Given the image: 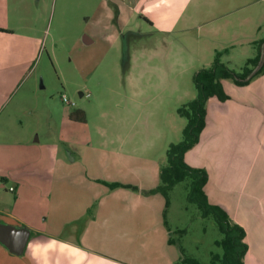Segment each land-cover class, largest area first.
Returning <instances> with one entry per match:
<instances>
[{
  "label": "rangeland",
  "instance_id": "1",
  "mask_svg": "<svg viewBox=\"0 0 264 264\" xmlns=\"http://www.w3.org/2000/svg\"><path fill=\"white\" fill-rule=\"evenodd\" d=\"M102 11V0H0V28L30 37L20 62L11 46L9 79L0 80L2 212L18 200L21 218L38 222L52 215L61 222L91 202L83 219L95 216L107 193L106 202L139 205L156 195L165 211L163 197L148 192L160 184L168 146L181 140L186 122L177 110L196 98L193 77L212 62L191 61L143 24L130 25L132 32L115 42L113 32L102 38L94 28ZM84 36L93 43L84 44ZM235 63L239 72L245 61ZM73 110L84 113V123L70 120ZM17 187L20 193L9 191ZM187 193L184 182L170 191L164 227L184 231L172 235L181 249L177 259L210 264L211 254L221 253L214 246L220 234Z\"/></svg>",
  "mask_w": 264,
  "mask_h": 264
},
{
  "label": "crops",
  "instance_id": "2",
  "mask_svg": "<svg viewBox=\"0 0 264 264\" xmlns=\"http://www.w3.org/2000/svg\"><path fill=\"white\" fill-rule=\"evenodd\" d=\"M102 9L103 14L94 21L102 38L113 32L109 39L115 42L125 30L132 32L130 25L143 24L158 35L159 43L178 44L197 63L210 64L216 51L227 49L220 60L224 58L225 66L232 70L233 65L239 68L235 62L254 58L256 43L264 41V0H102ZM0 29V60H5L0 61V80L7 81L11 46L16 47L20 62L24 55L20 50L30 37ZM82 41L93 43L85 36ZM223 88L228 99L208 100L204 128L184 160L206 172L208 202L243 228L248 247L244 264H264V73L244 87L223 81ZM13 191L20 193V188ZM155 197L145 205L111 203L104 198L99 200L95 216L81 219L90 207L88 202L78 217L61 222L52 215L38 222L21 218L16 200L11 210H0V224L25 227L29 237L19 256L0 244V264H176L179 248L168 239L178 228L166 230L164 202ZM141 207L143 216L138 213ZM113 236L119 245L113 243ZM257 253L258 259L253 257Z\"/></svg>",
  "mask_w": 264,
  "mask_h": 264
},
{
  "label": "trees",
  "instance_id": "3",
  "mask_svg": "<svg viewBox=\"0 0 264 264\" xmlns=\"http://www.w3.org/2000/svg\"><path fill=\"white\" fill-rule=\"evenodd\" d=\"M263 40L256 43L255 57L245 62L239 72L229 69L221 63L220 58L227 53V49L216 51L211 66L207 69L197 71L193 77L196 89V98L177 110V114L186 122L182 130V137L179 143L170 144L166 150V164L160 171V184L155 189L149 191L150 194H160L165 201V211L163 213L164 225L165 212L168 208L169 193L175 185L186 183L187 201L195 204L200 212L201 218L211 217L220 234V239L214 242L216 248L221 249L220 254H211L210 264H244V258L248 247L244 241L245 232L242 227L234 224L227 213L220 207L211 205L204 192V185L207 175L204 170L188 166L184 160L185 154L191 150L198 142L199 135L205 125L206 103L211 98H216L220 102L228 99L223 88V81H230L235 86L244 87L252 78L264 73V64L261 69L249 79V75L256 67ZM69 118L73 122L84 123L85 115L80 110H73ZM111 189L117 187H110ZM168 231H170L168 229ZM176 231V232H175ZM171 235H181L184 231L175 230ZM171 245L176 244L173 237L168 239ZM178 246V245H177ZM179 252L181 254V249ZM176 264H200L195 259L178 258Z\"/></svg>",
  "mask_w": 264,
  "mask_h": 264
},
{
  "label": "water",
  "instance_id": "4",
  "mask_svg": "<svg viewBox=\"0 0 264 264\" xmlns=\"http://www.w3.org/2000/svg\"><path fill=\"white\" fill-rule=\"evenodd\" d=\"M264 64V41L260 49V57L256 67L249 75L252 78ZM29 230L25 227H15L11 225L0 224V244L3 245L10 253L21 255L27 244Z\"/></svg>",
  "mask_w": 264,
  "mask_h": 264
},
{
  "label": "built area",
  "instance_id": "5",
  "mask_svg": "<svg viewBox=\"0 0 264 264\" xmlns=\"http://www.w3.org/2000/svg\"><path fill=\"white\" fill-rule=\"evenodd\" d=\"M85 97H87V98H88V97H89V95H86ZM62 101H63V102H65V101H66V97H65V96H63V97H62ZM9 191H10V192H13V188H9Z\"/></svg>",
  "mask_w": 264,
  "mask_h": 264
},
{
  "label": "flooded vegetation",
  "instance_id": "6",
  "mask_svg": "<svg viewBox=\"0 0 264 264\" xmlns=\"http://www.w3.org/2000/svg\"><path fill=\"white\" fill-rule=\"evenodd\" d=\"M2 31V29H0Z\"/></svg>",
  "mask_w": 264,
  "mask_h": 264
}]
</instances>
